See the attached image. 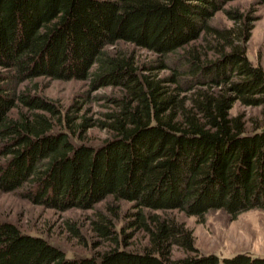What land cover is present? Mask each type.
I'll use <instances>...</instances> for the list:
<instances>
[{
    "label": "trees",
    "instance_id": "16d2710c",
    "mask_svg": "<svg viewBox=\"0 0 264 264\" xmlns=\"http://www.w3.org/2000/svg\"><path fill=\"white\" fill-rule=\"evenodd\" d=\"M233 1L0 0V192L59 212L109 198L134 208L123 236L119 206L97 211L92 230L110 248L72 258L0 220V264H264L200 254L173 214L264 210V128L231 115L236 103L264 112V68L247 56L256 18L226 9ZM219 12L231 27L214 24ZM41 78L118 91L103 97L104 119L75 117L40 93ZM95 127L108 132L98 145L84 139ZM127 229L142 250L128 249Z\"/></svg>",
    "mask_w": 264,
    "mask_h": 264
},
{
    "label": "rangeland",
    "instance_id": "374dc122",
    "mask_svg": "<svg viewBox=\"0 0 264 264\" xmlns=\"http://www.w3.org/2000/svg\"><path fill=\"white\" fill-rule=\"evenodd\" d=\"M226 9H237L245 13L251 12L256 18L250 41L247 44V56L254 65L264 68V6L256 0H237L228 3ZM214 24L221 28L233 25L224 12H219L214 18ZM141 61L151 60L152 54L137 50ZM162 75L168 74L164 71ZM40 93L57 101L65 113L79 117L83 114L92 119H104L103 114L112 110L103 99L118 90L105 87L97 91H89L88 83L81 81H53L37 79ZM32 85V84H31ZM80 104V113L72 112L74 105ZM232 116L243 115L249 132L264 128V112L262 107H244L236 103L231 110ZM108 137V132L99 127L87 131L84 139L93 145H98ZM119 206L116 219L117 230L123 236L126 227V214L133 211V204L127 201L115 203L112 198L99 203L94 210L71 209L59 212L42 206L33 205L21 199L17 193L0 192V220L16 223L23 232L42 236L51 243L62 248L70 258L90 256L110 248V244L99 238L92 230L91 222L96 218L97 211L106 212L108 205ZM160 213V212H159ZM183 221L187 228L193 231L195 244L200 254L216 255L220 259L233 258L238 255H249L254 258H264V210H251L241 214L236 220L223 211H211L205 216V221L197 217H189L183 213L173 212ZM75 225L80 237L69 229ZM126 234L133 233L129 239L128 249L142 250L146 238L140 232L127 229ZM82 237V240L80 239ZM182 250L174 248L173 258L184 257Z\"/></svg>",
    "mask_w": 264,
    "mask_h": 264
}]
</instances>
